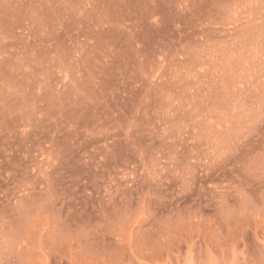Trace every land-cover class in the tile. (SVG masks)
I'll list each match as a JSON object with an SVG mask.
<instances>
[{
    "label": "rangeland",
    "instance_id": "1",
    "mask_svg": "<svg viewBox=\"0 0 264 264\" xmlns=\"http://www.w3.org/2000/svg\"><path fill=\"white\" fill-rule=\"evenodd\" d=\"M0 264H264V0H0Z\"/></svg>",
    "mask_w": 264,
    "mask_h": 264
}]
</instances>
